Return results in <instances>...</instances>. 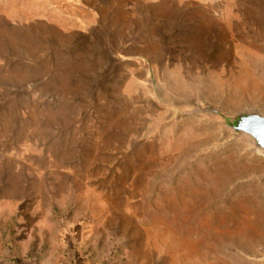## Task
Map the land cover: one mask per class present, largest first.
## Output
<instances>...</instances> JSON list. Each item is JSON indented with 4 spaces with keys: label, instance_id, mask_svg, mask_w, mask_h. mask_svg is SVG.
Listing matches in <instances>:
<instances>
[{
    "label": "rangeland",
    "instance_id": "obj_1",
    "mask_svg": "<svg viewBox=\"0 0 264 264\" xmlns=\"http://www.w3.org/2000/svg\"><path fill=\"white\" fill-rule=\"evenodd\" d=\"M26 3L0 59V256L56 224L99 264L264 263V151L219 116L264 115V0Z\"/></svg>",
    "mask_w": 264,
    "mask_h": 264
},
{
    "label": "crops",
    "instance_id": "obj_2",
    "mask_svg": "<svg viewBox=\"0 0 264 264\" xmlns=\"http://www.w3.org/2000/svg\"><path fill=\"white\" fill-rule=\"evenodd\" d=\"M35 6L31 12H34V26L36 27ZM27 11L26 0H0V59L3 58L6 28L7 31H13L28 26L31 21H29L30 19H25ZM39 12L41 13L40 7ZM38 18L40 24L41 14ZM8 19L10 22H7ZM18 53L13 55V57L20 58ZM32 216L34 219L38 217L37 214H32ZM49 228L52 231L51 237L47 241V247L43 246L45 244L43 236L45 233L38 236L36 234V238L30 237L29 233H24L20 235L22 236L20 245L13 243L2 249L0 264H99L83 256V250L81 249L83 246L81 244L83 235L72 229L62 232L56 224H54V227L49 225ZM257 264L264 263L260 262Z\"/></svg>",
    "mask_w": 264,
    "mask_h": 264
},
{
    "label": "water",
    "instance_id": "obj_3",
    "mask_svg": "<svg viewBox=\"0 0 264 264\" xmlns=\"http://www.w3.org/2000/svg\"><path fill=\"white\" fill-rule=\"evenodd\" d=\"M221 120L238 134H247L259 150L264 151V115L245 112L236 116L219 114Z\"/></svg>",
    "mask_w": 264,
    "mask_h": 264
}]
</instances>
